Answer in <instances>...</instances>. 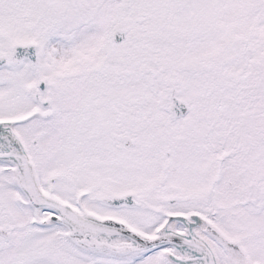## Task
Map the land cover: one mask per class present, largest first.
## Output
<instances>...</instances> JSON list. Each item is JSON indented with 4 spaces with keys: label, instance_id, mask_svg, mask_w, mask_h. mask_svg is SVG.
<instances>
[{
    "label": "snow or ice",
    "instance_id": "6c2138e0",
    "mask_svg": "<svg viewBox=\"0 0 264 264\" xmlns=\"http://www.w3.org/2000/svg\"><path fill=\"white\" fill-rule=\"evenodd\" d=\"M0 264H264V0H0Z\"/></svg>",
    "mask_w": 264,
    "mask_h": 264
}]
</instances>
